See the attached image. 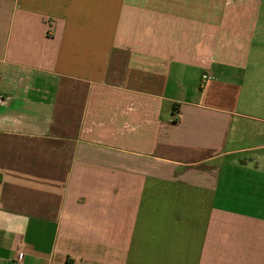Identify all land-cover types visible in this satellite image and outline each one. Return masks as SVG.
<instances>
[{
  "label": "crops",
  "instance_id": "crops-1",
  "mask_svg": "<svg viewBox=\"0 0 264 264\" xmlns=\"http://www.w3.org/2000/svg\"><path fill=\"white\" fill-rule=\"evenodd\" d=\"M261 16L0 0V264H264Z\"/></svg>",
  "mask_w": 264,
  "mask_h": 264
},
{
  "label": "rangeland",
  "instance_id": "rangeland-1",
  "mask_svg": "<svg viewBox=\"0 0 264 264\" xmlns=\"http://www.w3.org/2000/svg\"><path fill=\"white\" fill-rule=\"evenodd\" d=\"M261 26L264 27V0H261Z\"/></svg>",
  "mask_w": 264,
  "mask_h": 264
},
{
  "label": "built area",
  "instance_id": "built-area-1",
  "mask_svg": "<svg viewBox=\"0 0 264 264\" xmlns=\"http://www.w3.org/2000/svg\"><path fill=\"white\" fill-rule=\"evenodd\" d=\"M208 80V76L206 74H204L202 76V80L201 83L204 84L206 81ZM4 101V98L0 95V104Z\"/></svg>",
  "mask_w": 264,
  "mask_h": 264
}]
</instances>
